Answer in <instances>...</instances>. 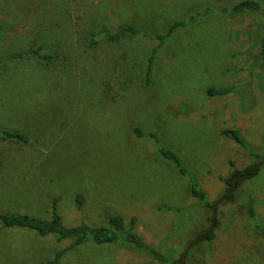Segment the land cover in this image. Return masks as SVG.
<instances>
[{"label": "rangeland", "instance_id": "obj_1", "mask_svg": "<svg viewBox=\"0 0 264 264\" xmlns=\"http://www.w3.org/2000/svg\"><path fill=\"white\" fill-rule=\"evenodd\" d=\"M239 1L0 0V129L30 136V143H1L0 213L50 218L59 196L66 225H107L115 214L127 223L136 218L137 229L175 261L170 264H180L182 252L213 222V209L191 193L196 180L218 203L217 237L192 244L185 264H264L257 226L264 222V159L233 198L220 201L229 188L222 177L257 161L221 131L240 129L264 155V0L260 12L220 11ZM193 15L200 19L177 29L158 52L146 85V58L157 42L151 37ZM131 22L151 37L89 46L93 31ZM40 43L58 58L23 55ZM231 85L227 95L208 94ZM157 144L176 151L186 175ZM78 193L85 197L81 210ZM248 195L257 201L256 220ZM69 243L0 224V264H44ZM59 264L166 263L89 242Z\"/></svg>", "mask_w": 264, "mask_h": 264}, {"label": "trees", "instance_id": "obj_2", "mask_svg": "<svg viewBox=\"0 0 264 264\" xmlns=\"http://www.w3.org/2000/svg\"><path fill=\"white\" fill-rule=\"evenodd\" d=\"M262 10L261 2L259 0H241L231 8L224 7L221 8V12L229 14L231 16H238L245 14L247 12H260ZM190 19H184L180 21L173 22L170 27L164 33H158L154 36H150L148 33L144 32L143 29L139 27L136 22H131L122 25L116 29H109L108 26H102L98 30L93 31L89 36V46L95 47L101 42H108L113 44H120L126 37L130 36H144L151 37V39L156 40L150 51V54L146 58L145 62V81L146 85L152 83L153 65L156 60L157 54L164 47L166 42L174 35L175 31L181 26L187 25L199 20V15H193L189 17ZM32 55L43 62H49L58 58V54L46 51L43 43L29 48L23 55ZM264 57V40L262 44V52L260 53ZM2 60H0L1 64ZM234 85L224 86V87H210L208 89V94L211 96H224L232 92ZM134 131L138 136H142L143 131L139 127H135ZM221 133L235 141L239 146H241L251 158L257 160L255 163L250 164L244 169L235 168L232 174L228 177H222V180L229 185L228 191L233 187L234 179L239 175H244L247 173H254L257 169L260 160L264 159V155L259 153L255 147H252L246 138L242 135V132L238 128H227L223 129ZM148 136L152 137L156 143L159 139L157 133L150 132ZM5 141H12L18 143H30V136L21 130L17 129H0V151L1 143ZM158 146V148H157ZM156 148L160 154L168 159L177 170L182 174H187V168L183 162H181L180 157L173 149L161 146L157 144ZM259 170V168H258ZM258 170L253 174L255 175ZM241 180L237 182L239 186ZM192 195L198 200V202L204 204L206 207H210L214 211V205L216 203H211L207 197V193L200 186V184L193 180L190 186ZM235 192V191H234ZM234 192L226 196V199L234 197ZM248 211L253 219H257L256 204L257 201L254 196L248 195ZM60 197H56L52 204V213L50 218H43L39 216H34L24 213H13V212H1L0 213V224L4 227H20L26 228L31 231H35L40 236H56L58 241L70 240L67 247L59 249L55 255L45 261L44 264H59L66 252L76 248L82 244L93 242L99 245L102 244H115L123 248L136 250L140 253H145L150 256L153 260L172 263L175 262L169 254L162 251L160 248L153 245V243L148 239V236L143 231L137 229L136 218L130 223L126 222V219L122 214H115L110 217L109 223L107 225L91 226L85 222H80L76 225H66L61 210L59 207ZM85 203V197L83 194L78 193L76 195V208L81 210ZM166 207L168 209L174 210L172 205L163 204L159 208ZM178 211V210H177ZM214 218V215H213ZM260 228L262 235L264 236V222L257 223ZM215 228L209 232L202 234L197 243L202 241L214 242L217 235L214 231ZM216 242V241H215ZM185 251L182 252V256L178 261L182 260Z\"/></svg>", "mask_w": 264, "mask_h": 264}, {"label": "water", "instance_id": "obj_3", "mask_svg": "<svg viewBox=\"0 0 264 264\" xmlns=\"http://www.w3.org/2000/svg\"><path fill=\"white\" fill-rule=\"evenodd\" d=\"M261 164H263V161H262V162H259L258 167H257V169L254 171V173L258 170V168L260 167ZM254 173H247V174H244V175H239V176H237V177L234 179L233 187H232L229 191H227V193H226V194L220 199V201L223 200L224 198H226L227 195H229V194H231L232 192L235 191V189L237 188V182H238L239 180H242V179H244V178H247V177H249V176H252ZM217 204H218V203H216V204L214 205V218H213V222H212L211 226L208 227V228H206V229H202V230H200V232L197 234V236H196V237L192 240V242L190 243L189 247L186 249V251H185V253H184V255H183V258H182L180 264H185V259H186L187 253H188V251H189V249H190V246H192V244H194L195 242H197V241L200 239V237H201L202 234H205V233L209 232L210 230H212V229L215 227V225H216V221H217Z\"/></svg>", "mask_w": 264, "mask_h": 264}]
</instances>
